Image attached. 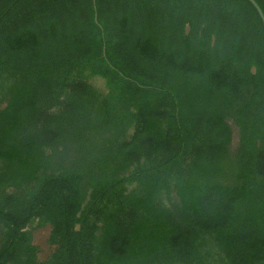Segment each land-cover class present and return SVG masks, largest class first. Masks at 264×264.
Here are the masks:
<instances>
[{
    "label": "trees",
    "instance_id": "obj_1",
    "mask_svg": "<svg viewBox=\"0 0 264 264\" xmlns=\"http://www.w3.org/2000/svg\"><path fill=\"white\" fill-rule=\"evenodd\" d=\"M0 226V264H264L254 6L0 0Z\"/></svg>",
    "mask_w": 264,
    "mask_h": 264
},
{
    "label": "rangeland",
    "instance_id": "obj_2",
    "mask_svg": "<svg viewBox=\"0 0 264 264\" xmlns=\"http://www.w3.org/2000/svg\"><path fill=\"white\" fill-rule=\"evenodd\" d=\"M88 82L99 92H106V82L103 78L99 76H89ZM229 122L232 127L231 147L235 148L239 141V131L238 127L232 121ZM131 134L132 130L128 132L127 137ZM132 187L133 186H130L128 189H131ZM27 230L31 233L32 244L37 248L38 260H46L53 250V246L48 242L51 226L49 224H39V222L35 220L27 227Z\"/></svg>",
    "mask_w": 264,
    "mask_h": 264
},
{
    "label": "water",
    "instance_id": "obj_3",
    "mask_svg": "<svg viewBox=\"0 0 264 264\" xmlns=\"http://www.w3.org/2000/svg\"><path fill=\"white\" fill-rule=\"evenodd\" d=\"M248 1L254 6V8L258 12V14H259V16H260V18L262 20L263 26H264V14H263L260 6L257 4V2L255 0H248ZM93 3L95 4V0H93ZM94 10H95L94 18H95V20H97V13H96L95 6H94Z\"/></svg>",
    "mask_w": 264,
    "mask_h": 264
}]
</instances>
